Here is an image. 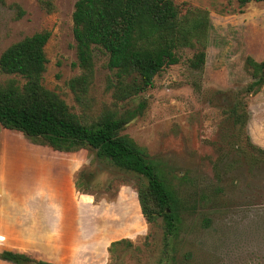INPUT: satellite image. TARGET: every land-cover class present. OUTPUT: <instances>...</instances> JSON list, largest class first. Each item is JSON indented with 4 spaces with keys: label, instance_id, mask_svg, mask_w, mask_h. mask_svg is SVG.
Listing matches in <instances>:
<instances>
[{
    "label": "rangeland",
    "instance_id": "rangeland-1",
    "mask_svg": "<svg viewBox=\"0 0 264 264\" xmlns=\"http://www.w3.org/2000/svg\"><path fill=\"white\" fill-rule=\"evenodd\" d=\"M74 1L0 0V52L24 36L48 31L43 86L86 123L104 109L128 112L119 133L162 169L182 200L178 230L166 240L161 217L145 222L136 200V187L145 181L140 175L96 157L91 149L55 151L0 126V184L7 185L0 196L13 195L16 185L30 184L47 171L56 179L36 180L59 211L41 194L19 195L12 202L1 197V210L21 212L0 213V253H24L51 264H264V83L255 93L245 90L251 77L244 62L247 56L264 62V0L242 6L233 0H172L182 11L206 12L201 68L188 63L197 44L178 48L176 63L164 66L150 87L116 107L110 105L106 83L111 72L100 49H92L93 74L79 101L67 86L79 71L71 35ZM11 77L0 73V83ZM72 202L74 207L90 202L94 210L72 215L69 238L64 221ZM34 203L45 205L44 224L56 226L41 231L43 240V218L29 212ZM8 221L32 229L23 227L20 232L27 236L13 238ZM0 264L14 263L0 259Z\"/></svg>",
    "mask_w": 264,
    "mask_h": 264
},
{
    "label": "trees",
    "instance_id": "trees-1",
    "mask_svg": "<svg viewBox=\"0 0 264 264\" xmlns=\"http://www.w3.org/2000/svg\"><path fill=\"white\" fill-rule=\"evenodd\" d=\"M233 1L242 6L262 0ZM70 20L74 64L79 71L68 79L67 86L77 101L92 78L94 48L107 55L105 66L111 76L106 89L112 107L150 87L157 72L177 62L178 48L197 44L189 66L198 70L204 61L206 12L188 7L182 11L172 0H75ZM48 37V31H37L0 52V73L13 75L0 83V126L55 151L91 149L96 157L140 175L145 181L136 187L139 211L147 223L161 217L163 235L172 239L178 230L182 200L162 169L131 138L119 133L128 112L104 109L92 123H86L43 86V47ZM244 62L251 77L245 90L255 93L264 83V62L249 56ZM0 259L14 264H51L9 250L1 251Z\"/></svg>",
    "mask_w": 264,
    "mask_h": 264
},
{
    "label": "crops",
    "instance_id": "crops-1",
    "mask_svg": "<svg viewBox=\"0 0 264 264\" xmlns=\"http://www.w3.org/2000/svg\"><path fill=\"white\" fill-rule=\"evenodd\" d=\"M44 167H46V170H48V167L47 166H44ZM42 169V168H41ZM43 173V174H42ZM49 173L47 172V171H45V172H40V175L39 174H36L35 175V178L33 179V181H32V183H30L29 184V182L28 183H26V182H24L23 183V185H19V186H17L15 183H12V184H15L16 185V187H18V189H16V188H14V192H12L13 193V195L11 194V195H5V196H7L8 197V199H9V202H12L11 200L12 199H16V198H18L19 197V195L21 196V197H30V196H34V195H38V194H41V195H43L44 196V198L47 200V198L49 197L50 198V200L51 201H53V202H55V205H56V210L54 211V212H57V214H59V211H58V209H57V201L55 200V199H53V198H51V196H49L48 195V192H47V189L46 188H44V187H42V185H41V180H36V178H42L43 179V182H46L47 180H53V179H56V178H51V177H49V175H48ZM2 184V183H1ZM0 184V189H1V187H3V189L4 190H6L5 189V186H7V185H4V184H2L1 185ZM11 184V183H10ZM10 184H8V185H10ZM24 188V189H23ZM39 190V191H36V190ZM21 193V194H20ZM77 194V193H76ZM5 196H0V200H1V197H3V199H4V197ZM74 202V201H73ZM73 202H72V206H71V210L69 211V214H70V216H69V218H67L66 217V220L67 221H64V222H67V225H69V232H70V236H69V238H71V234L73 233L72 232V230H70V229H72V225H73V223H72V221H73V214L74 213H77L78 215H79V213H81V212H83V210L84 211H88L87 213H92L93 211L92 210H94V208L93 207H91L90 205H88L89 203H87V205H84V206H82V207H74L73 206ZM30 208H31V211H29L30 213L32 212V213H37V214H39V215H41L42 216V218H43V215H45V214H47L48 212H47V210H46V208H45V205H43V204H41V203H34V204H30ZM1 207V206H0ZM87 207V208H86ZM90 207L92 208V209H90ZM91 211V212H90ZM1 212H7V213H17V212H21V211H19L18 209H7V210H5V211H3V210H1V208H0V213ZM27 212V211H26ZM40 219V218H39ZM40 220H42V219H40ZM59 220H61L62 221V219L60 218ZM61 221H59L58 222V218H57V222L58 223H61ZM63 222V223H64ZM24 224L23 225H20V227H17V225L15 224V222H12V221H8L7 222V226L8 227H10L11 228V233H8L10 236H12L13 238L14 237H17V236H19V237H21V236H27V233H25V232H23V235L21 234V232L20 231H22L21 229L24 227V228H27L28 226V228H31L32 229V227L30 226V225H28V224H25V222H23ZM44 223H46V221L44 220V218H43V220H42V224H40L39 225V230H40V235H39V238L41 239V240H43L44 239V237H45V235L44 234H41V231H45V230H48V229H54L56 226H48V224H44ZM62 223V224H63ZM61 225V224H60ZM1 230V229H0ZM44 236V237H43ZM104 238H106V231H103V235H102ZM2 237L3 236H0V239H2ZM68 240V239H67ZM54 243H56V242H54ZM50 262H54V261H52V259H50L49 260ZM55 264H60L59 263V261H56L55 262Z\"/></svg>",
    "mask_w": 264,
    "mask_h": 264
}]
</instances>
